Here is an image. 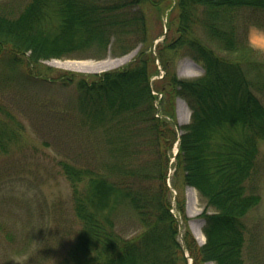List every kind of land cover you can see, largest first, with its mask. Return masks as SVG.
<instances>
[{"label": "trees", "instance_id": "obj_1", "mask_svg": "<svg viewBox=\"0 0 264 264\" xmlns=\"http://www.w3.org/2000/svg\"><path fill=\"white\" fill-rule=\"evenodd\" d=\"M147 2L30 0L14 17L0 13V60L8 57L13 63H26L29 79L74 87L78 114L90 131L112 125L119 134L110 143L115 153L122 158L129 155L130 164L148 159L132 169L115 155L117 160L108 170L106 165L81 170L60 164L71 188L82 185V190L72 193L78 236L57 264H188L185 253L191 264H244L245 217L260 203L254 188L250 192L246 185L256 175L258 146L264 142V104L245 78L251 65L243 55H236L242 39L236 43L232 25L241 11L261 24L256 15L259 12L264 18V0H178L179 23L168 27L165 48L158 52L166 72L163 82L154 84L164 98L158 108L151 78L159 72L147 49L124 68L101 75L56 72L52 79L33 75L39 61L76 58L73 53L85 51L93 42L104 46L98 56L102 59L110 38L120 30L145 35V18L139 9ZM199 30L217 43L216 50L199 39ZM180 52H188L201 64V77L181 80L171 74L166 56ZM220 52L227 56H217ZM177 97L186 102L191 115L178 140L175 173L180 174L182 185L197 192L204 208L213 211L203 216L201 247L187 229L179 235L178 220L170 214L166 152L176 141L172 106ZM158 112L169 121L156 117ZM16 124L0 103V155L17 141ZM177 182L174 175L171 189L178 190ZM176 197L175 209L182 215L183 200L179 194ZM121 204L137 212L141 229L131 239H123L113 227L112 214Z\"/></svg>", "mask_w": 264, "mask_h": 264}, {"label": "rangeland", "instance_id": "obj_2", "mask_svg": "<svg viewBox=\"0 0 264 264\" xmlns=\"http://www.w3.org/2000/svg\"><path fill=\"white\" fill-rule=\"evenodd\" d=\"M29 1L0 0V13H12L14 17ZM177 2L178 0H150V4L144 3L139 11L145 18V35L136 30H120L121 33L110 38L107 44L109 50L102 59H98V56L104 52V46L93 42L85 51L73 53L76 58L39 61L38 71L33 75H46L49 79L55 78L56 72L101 75L124 68L134 61L142 49H147L159 72L151 78L152 95L156 98L155 107L158 108L159 102L164 98L160 91L155 90L154 84L163 82L166 75L158 52L165 48L164 38L169 33L168 27L171 24L175 27L174 23H179L176 20ZM250 15L247 11H241L233 21L236 43L242 39L236 55H243V60L251 65L245 78L251 92L264 104V52L254 51L246 43L248 26L255 24L264 27V18L259 17L257 12L256 17L262 21L260 24L252 21L255 18L252 16L250 19ZM172 36H169L168 41ZM197 36L212 50L218 48L217 43L211 41L204 32L197 31ZM132 45L134 47L128 53L119 55ZM124 46L128 47L123 48ZM87 55L90 57L87 58ZM188 55V52H180L166 56L170 58V72L176 79L190 80L203 75L201 64L195 63ZM217 56L227 55L220 52ZM28 66L26 63H13L8 57L0 60V103L14 117L17 124L13 128L18 135L17 141L11 142L12 149L0 155V264H57L78 236L80 225L73 212L72 193L73 190H82V185L77 189L71 188L62 174L60 164L66 163L81 170H96L106 165L108 170L118 158L123 164L126 162L128 169H132L148 159L142 157L138 163L134 160L130 164L132 159L129 160V155L125 154L122 158V155L115 153L110 143L119 134L114 127L108 125L105 129L99 127L90 131L89 125L82 122L78 114L74 87L40 83L38 78L35 81L29 79L26 77L28 70L30 71ZM172 107L176 141L166 152L169 157L166 186L171 194L170 214L178 220L179 235L187 229L195 244L201 247L205 244L203 216L212 214L213 211L204 208L197 192L182 185L180 174L175 173L178 140L183 134L182 129L190 122L191 113L186 102L178 97L173 99ZM156 117L169 121L168 117L159 112ZM110 130L112 134H109ZM258 150L256 175L246 186L249 191L254 188L255 194L260 197V203L245 217L242 250L244 264H264V142L259 143ZM174 175L178 176V193L171 189ZM178 194L183 200L182 215L175 209ZM132 207L118 205L116 212L112 214L114 230L123 239L133 238L141 229L137 212ZM198 234L202 236L203 242L196 239ZM184 256L188 264H191L192 260L187 253Z\"/></svg>", "mask_w": 264, "mask_h": 264}, {"label": "clouds", "instance_id": "obj_3", "mask_svg": "<svg viewBox=\"0 0 264 264\" xmlns=\"http://www.w3.org/2000/svg\"><path fill=\"white\" fill-rule=\"evenodd\" d=\"M247 35V46L254 51L264 52V27L250 24Z\"/></svg>", "mask_w": 264, "mask_h": 264}, {"label": "bare ground", "instance_id": "obj_4", "mask_svg": "<svg viewBox=\"0 0 264 264\" xmlns=\"http://www.w3.org/2000/svg\"><path fill=\"white\" fill-rule=\"evenodd\" d=\"M196 239L199 241V242H203V238L200 234H198V236H195Z\"/></svg>", "mask_w": 264, "mask_h": 264}]
</instances>
